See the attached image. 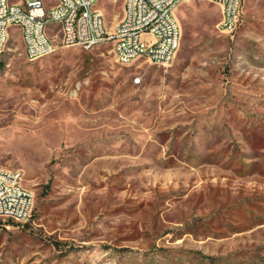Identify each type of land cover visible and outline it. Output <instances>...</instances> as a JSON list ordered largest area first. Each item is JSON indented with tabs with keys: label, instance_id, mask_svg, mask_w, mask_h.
Returning <instances> with one entry per match:
<instances>
[{
	"label": "rangeland",
	"instance_id": "374dc122",
	"mask_svg": "<svg viewBox=\"0 0 264 264\" xmlns=\"http://www.w3.org/2000/svg\"><path fill=\"white\" fill-rule=\"evenodd\" d=\"M124 2L98 0L108 30ZM176 17L168 66L122 65L111 42L63 47L58 26L31 61L13 32L0 167L34 205L0 219V264H264V0H243L231 33L207 0Z\"/></svg>",
	"mask_w": 264,
	"mask_h": 264
},
{
	"label": "built area",
	"instance_id": "2783aa9c",
	"mask_svg": "<svg viewBox=\"0 0 264 264\" xmlns=\"http://www.w3.org/2000/svg\"><path fill=\"white\" fill-rule=\"evenodd\" d=\"M183 0H125L124 17L108 30L98 0H0V53L15 30H19L24 52L36 60L56 50L51 36L58 26L63 47L90 49L111 42L117 61L132 65L146 60L159 66L171 64L180 47L181 25L176 9ZM218 4L222 17L218 27L234 32L241 20L243 0H207ZM56 33V34H58ZM141 82V76L134 78ZM20 170L0 167V219L26 222L32 215L34 196L22 184Z\"/></svg>",
	"mask_w": 264,
	"mask_h": 264
}]
</instances>
